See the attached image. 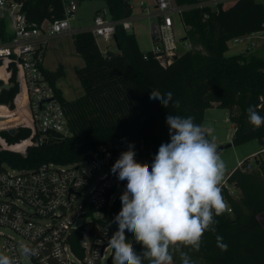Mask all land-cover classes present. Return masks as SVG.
I'll return each mask as SVG.
<instances>
[{"label":"trees","instance_id":"16d2710c","mask_svg":"<svg viewBox=\"0 0 264 264\" xmlns=\"http://www.w3.org/2000/svg\"><path fill=\"white\" fill-rule=\"evenodd\" d=\"M22 1L30 22L64 17L63 0ZM104 1L114 20L128 18L132 13L130 0ZM174 1L192 6L182 13L191 49L179 53L177 59L164 66L153 51H142L135 33L122 26L117 27L114 35L119 52L104 53L91 30L76 32L75 50L84 61L76 72L86 93L77 102H69L59 91L73 135L51 134L44 143L29 146L25 153L0 148V168L4 164L20 169L36 168L45 162L73 163L84 159L91 148L127 141L143 143L147 163L151 165L160 145L170 142L168 115L194 116L195 123L202 127L206 110L215 103L230 111V120L235 125L233 145L258 140L264 147V125L255 128L246 111L254 106L264 117V57L226 55L233 38L264 29V2L237 0L225 9L222 4L217 8L194 6L200 0ZM61 74L51 73L54 84ZM10 82L15 85L0 90V104L14 109L20 91L15 69ZM154 89L171 92L180 107L165 108L150 99ZM0 110V126H10L21 118L18 111ZM30 135L31 130L26 127L17 128L15 134L0 131V137L9 144ZM249 161L250 158L243 162ZM227 181L240 192L237 198L227 188H221L232 211L216 217V232L204 233L199 251L189 248L183 251L195 264H264V152L255 156L253 169L237 167ZM217 235L223 237L227 251L217 247ZM126 236L131 238L130 233L126 232ZM133 246L137 253L142 251V245L135 241ZM174 264H181L178 254L174 255Z\"/></svg>","mask_w":264,"mask_h":264},{"label":"built area","instance_id":"2783aa9c","mask_svg":"<svg viewBox=\"0 0 264 264\" xmlns=\"http://www.w3.org/2000/svg\"><path fill=\"white\" fill-rule=\"evenodd\" d=\"M222 1L200 0L194 6L217 8ZM139 4L144 6L145 1ZM63 5V18L37 23L28 21L22 0H0V20L10 17L14 30L10 43L0 37V81L10 83L15 69L20 87L14 109L6 104L0 106L18 109L21 118L17 125L31 130L28 138L15 144L0 137V148L25 153L29 146L47 141L51 134L73 135L62 93L45 67L51 40L73 33L71 20L77 16L78 1L63 0ZM190 7L174 0H155L158 20L152 27V51L164 66L179 54L174 16H182ZM118 26L127 31L132 28L127 18L114 20L107 16L106 9H101L91 31L96 39L110 42ZM232 41L244 45L246 52L264 49V29ZM184 45L192 48L187 40ZM129 144H134L136 161L147 163L144 144L127 141L101 144L89 149L84 159L68 164L45 162L36 168L20 169L4 164L0 168V252L16 257L19 264H25L23 257L33 264H114V250L108 239L117 225L108 224L121 210L120 196L127 181H119L111 167ZM254 161L255 156L238 167L253 169ZM222 187L232 195L236 193V187L227 179L222 181ZM25 246L35 249L36 254L24 255Z\"/></svg>","mask_w":264,"mask_h":264},{"label":"clouds","instance_id":"9594fccd","mask_svg":"<svg viewBox=\"0 0 264 264\" xmlns=\"http://www.w3.org/2000/svg\"><path fill=\"white\" fill-rule=\"evenodd\" d=\"M150 99L165 108L180 107L171 92L154 89ZM246 111L255 128L264 125L254 106ZM166 123L170 142L160 145L151 165L137 162L134 144H129L111 167L119 181H127L120 196L121 210L108 224L117 225L108 239L117 264H174L176 254L181 264H195L183 249L199 251L204 233L216 232V217L231 212L222 195L226 165L217 145L194 116L168 115ZM133 241L142 245L140 253ZM216 244L227 251L222 236H216ZM23 254L34 256L36 250L25 246ZM0 264L19 261L0 252Z\"/></svg>","mask_w":264,"mask_h":264},{"label":"rangeland","instance_id":"374dc122","mask_svg":"<svg viewBox=\"0 0 264 264\" xmlns=\"http://www.w3.org/2000/svg\"><path fill=\"white\" fill-rule=\"evenodd\" d=\"M79 4V9L77 16L71 20V27L77 28L78 23L88 22V24H93L94 17L98 10L106 9V14L108 17H111V13L107 8L106 2L104 0H77ZM139 0H132L133 5L138 3ZM181 15L175 14V30L176 41L180 48V53L185 49L184 42H181V38L186 33L185 26L180 18ZM2 24L10 26L11 21L9 17L3 18ZM5 25V27H6ZM8 30V29H7ZM132 32V31H131ZM14 35V30H13ZM13 40V39H12ZM11 40V41H12ZM10 41V42H11ZM102 49L106 48V44H100ZM111 48H114V41L110 42L109 45ZM229 51L233 52L235 45L233 41H229ZM115 49V48H114ZM264 56V51L260 52ZM78 57V58H77ZM250 57V56H248ZM83 64V59L75 51V46L70 40L68 42L66 39L61 40L60 42L51 40L49 49L45 58V67L49 71H59L62 76L56 79V86L61 91L63 97L69 102H77L79 99L85 96V89L78 77L76 72V67ZM15 112L14 110H12ZM230 118V111L227 108L220 107L218 105L213 106L207 109L205 114V119L202 125V129L209 133L213 142L217 145V149L221 145H226L229 142H232V137L234 134L232 128V122ZM19 122H13L10 125V128H19L17 125ZM9 126V125H8ZM9 129V128H8ZM2 129V130H8ZM1 131V130H0ZM263 148V145L258 140H253L242 145H233L230 148L222 150L219 155L223 159L226 165L224 180L228 178L232 170H235L238 167V164L248 158H252L250 155L251 152L257 151L260 152ZM237 198L240 197V192L237 191L234 194ZM10 232L9 230H6ZM25 264H33L27 257H23ZM114 264H117V261L114 256Z\"/></svg>","mask_w":264,"mask_h":264},{"label":"crops","instance_id":"0c3cea01","mask_svg":"<svg viewBox=\"0 0 264 264\" xmlns=\"http://www.w3.org/2000/svg\"><path fill=\"white\" fill-rule=\"evenodd\" d=\"M140 1L141 0H139V2L136 3L135 5H133L132 0H130V4H131V7H132V13H131V15L127 19L132 24V28L129 31L130 32L132 31L133 33H135L136 38L138 40V44L140 46V49L142 51H144V52H148V51H152V49L154 47V44H155V38H154V35H153V28L152 27H153V23L156 22L158 19L155 16L156 15L155 0H142V1H145V5L144 6H141L139 4ZM236 1L237 0H223L221 4L226 9V8H229V7L233 6L236 3ZM109 18H111V17H109ZM180 18L182 20V16H180ZM9 20L11 21V29H12V32L9 30L10 26H7L5 24L6 25V27H5V25L2 24L3 19L0 20V29H1V36L0 37L2 38V40H3L4 43H10V41L13 39V21H12V19L10 17H9ZM93 25H94V20H93V24H90V25L88 24V22L78 23L77 24V28H72V30H73V33L72 34L71 33H65L63 35H60V36L54 38V40L55 41H58V42H60L61 40H65V39L68 42H70V40H72V42L74 44L73 35L76 32L85 31V30H91L92 27H93ZM174 32H175V35H176L177 32L175 30V26H174ZM184 36H185V34H184ZM96 41H97V43H98V45H99L100 48H101L100 44H102V43L106 44V48L105 49H102L101 48V50L104 53H106L108 51H114V52H119L120 51L119 48L117 47L114 39L111 40L110 42L114 41V44H115L114 48L115 49L114 48H111L109 46L110 45V42H105L102 39H96ZM181 42H185V41H181ZM177 45H178V43H177ZM234 45H235V49L233 50V52H230L228 50L226 52V55L231 56V55H238V54L244 53L245 57L247 59H249L250 57H252L254 55L262 56L260 52L264 51V49L261 48V49L255 50V51L246 52V51H244V45H242V44H238V45L234 44ZM184 48L185 49L183 51L186 50L185 45H184ZM48 49H49V47H48ZM48 49H47V51H48ZM178 51L180 53L179 45H178ZM248 56H250V57H248ZM83 65H84V61H83V64H81L78 67H81ZM57 71H49V72L55 73ZM216 105H218V104L215 103L214 106H216ZM232 128H233V130H235V125L233 123H232ZM263 148L261 149L260 152H262ZM260 152L254 151V152H251L250 155L252 157L253 156H257V154L260 153ZM232 171H231V173H232Z\"/></svg>","mask_w":264,"mask_h":264},{"label":"water","instance_id":"95a60500","mask_svg":"<svg viewBox=\"0 0 264 264\" xmlns=\"http://www.w3.org/2000/svg\"><path fill=\"white\" fill-rule=\"evenodd\" d=\"M188 40V37L187 36H184L181 41H186ZM178 58V55H175L174 56V60ZM15 85V83L11 82V83H4L3 85H1V89H10L11 87H13ZM29 109V106L27 107ZM8 131L11 133V134H15L17 129L16 128H9ZM233 146V142H229L228 144L226 145H221L217 150H218V153H220L222 150L224 149H227V148H230ZM111 261V260H110Z\"/></svg>","mask_w":264,"mask_h":264},{"label":"bare ground","instance_id":"6f19581e","mask_svg":"<svg viewBox=\"0 0 264 264\" xmlns=\"http://www.w3.org/2000/svg\"><path fill=\"white\" fill-rule=\"evenodd\" d=\"M1 108H6V109H8L6 106H4V105H1L0 106V109ZM14 111H18V109L17 110H14ZM0 112L2 113V110H0ZM8 112H13L11 109H8ZM18 113H19V111H18ZM19 116H20V113H19ZM21 117V116H20ZM7 127H10V126H0V128H7Z\"/></svg>","mask_w":264,"mask_h":264}]
</instances>
